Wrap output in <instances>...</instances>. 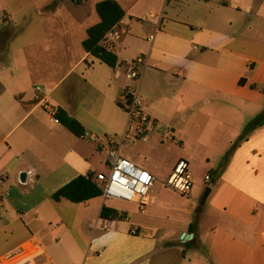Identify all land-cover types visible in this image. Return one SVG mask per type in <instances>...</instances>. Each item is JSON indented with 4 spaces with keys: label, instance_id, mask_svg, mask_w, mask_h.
Wrapping results in <instances>:
<instances>
[{
    "label": "crops",
    "instance_id": "obj_1",
    "mask_svg": "<svg viewBox=\"0 0 264 264\" xmlns=\"http://www.w3.org/2000/svg\"><path fill=\"white\" fill-rule=\"evenodd\" d=\"M42 1L46 5L33 11L0 3V264H264V126L241 139L264 107V0H126L127 7L116 0L125 17L116 26L120 39L105 43L118 57L111 68L116 76L102 78L106 92L82 74L55 96L63 80L89 63L85 50L52 89L43 88L47 101L85 132L126 134L129 116L120 103L129 83L126 67L145 58L139 93L159 123L152 135L170 133L180 144L190 136L211 165L203 182H194L192 173L186 206L155 202L150 193L145 214L116 209L103 197L82 204L52 200L78 176L98 173L78 149L83 138L37 116L46 112L35 100L41 85L26 68L25 48L9 53L33 27L74 30L85 21L61 0L55 6L48 5L54 0ZM36 56L30 52V59ZM90 64L86 73L97 67ZM192 155L179 160L190 163ZM211 155L222 160L216 171ZM20 179L25 189L31 186L21 194L30 201H8L10 191L3 187ZM65 202L76 207L68 216L66 208L51 204ZM104 207L121 219H102Z\"/></svg>",
    "mask_w": 264,
    "mask_h": 264
},
{
    "label": "rangeland",
    "instance_id": "obj_2",
    "mask_svg": "<svg viewBox=\"0 0 264 264\" xmlns=\"http://www.w3.org/2000/svg\"><path fill=\"white\" fill-rule=\"evenodd\" d=\"M101 1L105 0H61V4L69 6L70 8H73V10H76V15L86 16L85 21L81 23V25H78L74 30L63 28L50 29L33 27L26 34L19 35L18 40L22 41L20 45L19 42L18 44L13 45V49L9 51L10 55L16 56L19 53L23 54V48H25V53L28 57L26 68L36 73V79L40 81L39 83L43 88L48 87V90L52 89V86L57 81L65 77L67 73L72 69L76 61L75 57H77L80 52H84L82 41L88 38L87 29L93 27V25L97 24L100 21V18L96 12V5ZM0 3L6 4L8 6H17L21 4L23 6H28L32 11L35 7L46 5L45 1L42 0H2V2L0 1ZM48 5L55 6L57 5V3L54 0L53 2H49ZM121 5L123 7H127L126 0L123 1ZM2 16L3 13L0 12V19ZM70 33H73V36H71ZM27 43H29V46L26 45ZM25 45L27 46V48L25 47ZM20 46V51L15 49L16 47ZM30 52H34L35 54H37V56L34 59H30ZM21 59L23 62H27L26 58L23 55ZM92 61L97 64V67L95 71H89V73H86V69L90 70L94 67L92 64H90V62ZM102 69L105 70V75H103ZM72 74L73 76L71 78L68 79V76L61 82V85L57 89L58 91H56L55 93L56 97L62 91V89L73 82L76 76L81 77V75L83 74L85 75V78L87 77V79H92L102 89L103 92H106V87L102 83V78L106 77L107 74H113L114 76H116V74H114L113 70L110 67H107L106 65H98L93 56L91 57L88 64L83 65L80 69ZM263 111L264 107L262 112ZM262 112H260V114ZM46 114L47 113H42V110H40L38 111L37 116H40L44 120H47L48 115ZM47 124H50L52 126V123L49 120L47 121ZM106 136L115 137L120 141L124 138L125 134L109 133ZM99 137L104 138V136ZM150 137L151 140L146 143L132 138L126 140V143L123 144L121 148L122 156L126 159H131V162L134 161L132 160L134 158L135 162L132 163L142 168L146 172L151 173L157 179L150 192L152 193V199L154 198L153 201L157 202V199H160V201L164 200L167 202H172L174 203V205L177 204V206H180V208H182L186 206V201L189 198L187 196H181L174 192L172 189L168 188L166 185H164V181L169 178L178 160L182 157H185V154L188 152V154L192 153L194 155H192L190 162L191 172L193 173V181H196V183L201 181L203 182V180H205V177L211 174V172L209 171L211 165L206 162L204 156V154L206 153L205 149L203 147L199 148L196 145L195 141L190 139V136L184 139L182 144H180L178 140L179 145L168 140L167 138H159L154 135H151ZM84 140L85 142L77 140L79 146L78 149L85 150V153L88 155V157H90L92 163L97 169L98 174H108V171L105 167V161L107 158L105 151L96 149V145L99 146L98 144H94L86 139ZM67 149H70V145ZM229 152L230 150H227L226 158L228 157ZM132 156L133 158H131ZM211 159L213 163H217V166H215L214 168V170L216 171L222 160L220 159V161H218V158L213 155H211ZM23 185L24 184L20 179L17 184H11L10 182L7 186L3 187V189H8V191H10V194L7 195V199H9L8 201H16L18 203L20 202V199L22 201H30V199H24L21 194H24V192L26 191H31V186L25 189ZM197 187L200 190H204L205 184H203L202 186V184L200 183L197 185ZM164 188L168 190H164ZM155 193L158 194L156 195ZM149 195L151 196V194ZM51 204L52 206L57 208V210L66 208V216H68V212L70 211L69 208H76L75 205L67 202L63 203L67 204L65 205L66 207H63L64 205H56L55 203ZM109 204L119 210H139L137 206L128 204L123 201L109 200ZM54 224L56 223L53 222L51 229H54ZM48 228L50 227L48 226ZM44 244L49 243L44 242ZM190 254H192V251L190 252Z\"/></svg>",
    "mask_w": 264,
    "mask_h": 264
},
{
    "label": "built area",
    "instance_id": "obj_3",
    "mask_svg": "<svg viewBox=\"0 0 264 264\" xmlns=\"http://www.w3.org/2000/svg\"><path fill=\"white\" fill-rule=\"evenodd\" d=\"M121 35L122 31L114 27L105 36L104 41L109 44L120 39ZM144 65H146L145 58L139 57L128 63L126 67V79L129 83L120 96V103L129 116V128L124 138L120 141L109 136L101 138L89 132H85L83 135V139L101 146L107 156L108 174L99 173L96 175V180L103 189L102 197L106 200L135 204L138 206L140 214L146 213L149 194L157 179L151 173L124 158L121 148L129 138L148 140L159 127L157 120L147 113L145 102L139 93L141 69ZM35 100L39 106L43 107L50 121L60 124L56 117V109L47 101L42 86L36 87ZM166 138L179 145L178 140L170 133ZM2 183L3 181L0 179V207L4 204L1 192ZM165 185L181 196H188L193 188L190 163L185 159L179 160L172 174L165 181ZM133 233H136V229H133Z\"/></svg>",
    "mask_w": 264,
    "mask_h": 264
},
{
    "label": "trees",
    "instance_id": "obj_4",
    "mask_svg": "<svg viewBox=\"0 0 264 264\" xmlns=\"http://www.w3.org/2000/svg\"><path fill=\"white\" fill-rule=\"evenodd\" d=\"M96 12L100 22L88 29V38L83 42V47L86 53L114 69L118 63V57L106 46L104 39L108 32L123 20L125 11L116 1L105 0L96 5ZM262 91L264 94V89ZM56 117L74 136L83 138L85 131L75 118L69 116L63 109L56 110ZM263 126L264 111L247 124L241 139H246L250 133ZM102 194L103 189L96 180V174L89 173L86 176H78L60 188L52 195V200L60 202L65 199L73 204H82L102 197ZM101 218L104 220L121 219L118 212L109 207L102 209Z\"/></svg>",
    "mask_w": 264,
    "mask_h": 264
},
{
    "label": "water",
    "instance_id": "obj_5",
    "mask_svg": "<svg viewBox=\"0 0 264 264\" xmlns=\"http://www.w3.org/2000/svg\"><path fill=\"white\" fill-rule=\"evenodd\" d=\"M183 238H185V236H184ZM188 238H189V237H188Z\"/></svg>",
    "mask_w": 264,
    "mask_h": 264
}]
</instances>
